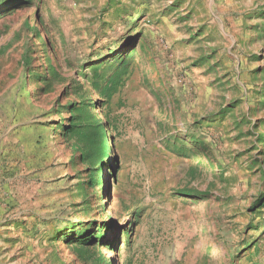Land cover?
Segmentation results:
<instances>
[{
	"label": "rangeland",
	"instance_id": "374dc122",
	"mask_svg": "<svg viewBox=\"0 0 264 264\" xmlns=\"http://www.w3.org/2000/svg\"><path fill=\"white\" fill-rule=\"evenodd\" d=\"M132 48L91 187L58 123ZM263 170L264 0H0V264H264Z\"/></svg>",
	"mask_w": 264,
	"mask_h": 264
},
{
	"label": "trees",
	"instance_id": "16d2710c",
	"mask_svg": "<svg viewBox=\"0 0 264 264\" xmlns=\"http://www.w3.org/2000/svg\"><path fill=\"white\" fill-rule=\"evenodd\" d=\"M132 48L127 55H114L115 63L105 61H93L86 68L82 65L79 68L83 69L78 76L84 82L74 81L71 84L72 92L78 94L79 99L68 102L64 105V112H67L66 123L59 122L58 128L62 129L61 135L69 143L73 152L78 154V159L81 163L86 164L88 171L87 184L91 187L102 186L103 182V167L108 164L109 147L106 141L104 142V131L100 125L101 122H108L107 111L104 110V104L108 103L118 89L125 83L126 75L131 70V54ZM116 50L108 51L107 54L115 53ZM27 56H23L22 64L27 66ZM46 73L49 76L55 74L51 67H48ZM47 80L46 77H42ZM94 108H99L102 115L100 118L93 113ZM60 112V111H59ZM225 110L220 111V113ZM222 117V116H221ZM216 118L215 114L207 115L195 121L196 126H211ZM222 119V118H221ZM193 141L192 143H195ZM184 149V144L176 147V151ZM109 165V164H108ZM264 177V170L262 173ZM183 196H193V194L178 191ZM195 196V195H194ZM253 206H264V194L252 203ZM86 229L76 231V238L72 241L76 245V255L83 260V255L86 252V244L90 242L87 238H83ZM101 237L100 233H96L91 238ZM88 240V241H87ZM100 258V257H99ZM98 264H102L101 259H97Z\"/></svg>",
	"mask_w": 264,
	"mask_h": 264
}]
</instances>
